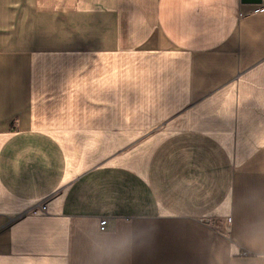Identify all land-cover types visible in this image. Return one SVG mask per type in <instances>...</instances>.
<instances>
[{"label":"crops","instance_id":"1","mask_svg":"<svg viewBox=\"0 0 264 264\" xmlns=\"http://www.w3.org/2000/svg\"><path fill=\"white\" fill-rule=\"evenodd\" d=\"M260 222L264 0H0V264H264Z\"/></svg>","mask_w":264,"mask_h":264},{"label":"clouds","instance_id":"2","mask_svg":"<svg viewBox=\"0 0 264 264\" xmlns=\"http://www.w3.org/2000/svg\"><path fill=\"white\" fill-rule=\"evenodd\" d=\"M250 247L264 252V222H260L253 226L250 235L246 241ZM130 252L127 246H119L115 250L109 249L103 252L99 257V264H114V262L124 259Z\"/></svg>","mask_w":264,"mask_h":264},{"label":"built area","instance_id":"3","mask_svg":"<svg viewBox=\"0 0 264 264\" xmlns=\"http://www.w3.org/2000/svg\"><path fill=\"white\" fill-rule=\"evenodd\" d=\"M39 210L41 212H44L46 210V204L41 205ZM106 222H107L106 218H101L100 219V221H99L100 229H102V230L104 229Z\"/></svg>","mask_w":264,"mask_h":264}]
</instances>
